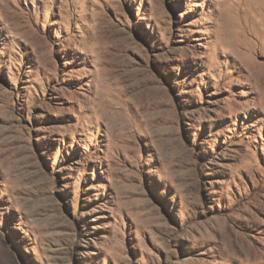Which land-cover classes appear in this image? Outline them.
<instances>
[{
    "label": "rangeland",
    "instance_id": "374dc122",
    "mask_svg": "<svg viewBox=\"0 0 264 264\" xmlns=\"http://www.w3.org/2000/svg\"><path fill=\"white\" fill-rule=\"evenodd\" d=\"M0 264H264V0H0Z\"/></svg>",
    "mask_w": 264,
    "mask_h": 264
}]
</instances>
